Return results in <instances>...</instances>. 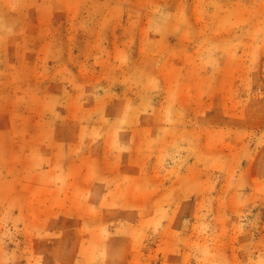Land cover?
<instances>
[{
	"label": "rangeland",
	"instance_id": "rangeland-1",
	"mask_svg": "<svg viewBox=\"0 0 264 264\" xmlns=\"http://www.w3.org/2000/svg\"><path fill=\"white\" fill-rule=\"evenodd\" d=\"M0 264H264V0H0Z\"/></svg>",
	"mask_w": 264,
	"mask_h": 264
}]
</instances>
